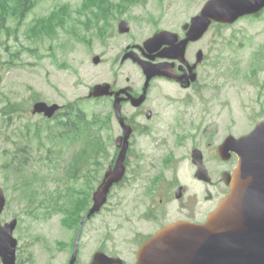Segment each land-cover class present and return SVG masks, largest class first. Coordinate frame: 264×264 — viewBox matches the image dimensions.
Masks as SVG:
<instances>
[{
  "label": "flooded vegetation",
  "instance_id": "1",
  "mask_svg": "<svg viewBox=\"0 0 264 264\" xmlns=\"http://www.w3.org/2000/svg\"><path fill=\"white\" fill-rule=\"evenodd\" d=\"M151 3L112 0L117 33L110 31L108 47L117 52L108 58L107 80L101 82L109 87L104 94L88 96V143L77 141L81 134L73 137L79 215L88 213L94 192L120 156L124 175L109 187L106 204L90 220L77 217V223L65 224L61 221L67 213L58 211L62 229L76 226L74 238H60L54 245V251L65 255L64 264L76 245L75 264L105 259L102 255L134 263L138 249L166 225L204 222L228 192L225 177L240 159V104L238 95H227L240 84V62L232 69L226 63L229 57L211 56L208 30L195 40H185L187 23L199 11L179 25H165L167 7L152 12ZM247 18L264 22V7L235 22ZM123 19L132 30L140 28L137 40H127L132 32H119ZM117 36L121 41L114 42ZM237 39L242 47L243 38ZM258 51L249 58V76L257 77L259 68L264 71V54ZM260 91L264 93L263 81ZM72 107L61 114L75 117L81 112ZM259 107L254 127L264 119V105ZM72 124L77 131V122ZM28 259L27 255L25 264ZM23 261L19 258L17 264Z\"/></svg>",
  "mask_w": 264,
  "mask_h": 264
},
{
  "label": "rangeland",
  "instance_id": "2",
  "mask_svg": "<svg viewBox=\"0 0 264 264\" xmlns=\"http://www.w3.org/2000/svg\"><path fill=\"white\" fill-rule=\"evenodd\" d=\"M5 1L8 4L15 2ZM205 1L152 0L149 10L161 11L160 6L168 4L170 8L166 9L165 25H179ZM81 3L82 0H35L21 19L11 11L5 18L0 13V21L5 19L4 24L0 25V185L7 198L0 214V223L18 217L15 236L20 241V248L29 245L30 241L34 243L30 264H60L62 261L61 256L53 258L36 244L40 241L41 245L42 239L53 242L60 236V215L45 213L43 192L48 190L55 193L58 187L61 191L63 184L59 176L62 174L58 164L61 160L69 159V150L60 154L63 142H50L51 151H48L47 142L44 144L46 120L41 115L31 113L32 102L43 99L66 104L78 100L89 116L90 103L85 98L95 81L101 83L107 80V60L117 52V48L108 47L109 39L106 42L100 40L103 38L96 33V23L90 29L85 28V18H93V14L89 11L87 15L83 14L85 12L79 14ZM59 4H67L71 16L64 21L62 32L58 29L56 36H44L38 29L42 21L36 24L39 21L37 19L47 15ZM113 32L117 33L115 21ZM131 32L127 40H137L140 28L134 27ZM82 36H86V42L80 39ZM209 36L211 56L229 57L226 63L232 69L240 62V84L231 87L227 95H238L240 133L246 134L259 121V106L264 105V93L260 91V84L262 81L264 83V71L259 68L257 77L249 76L248 63L257 50L264 54V22L243 19L232 25L214 23L209 29ZM237 37L243 38L242 47ZM118 41H121L120 36L114 42ZM95 54L101 57L98 66L92 60ZM10 103L19 104L22 110L11 115L5 114L2 108ZM38 127L42 128L39 133L36 131ZM48 156L50 165L46 162ZM8 161L10 164L4 167ZM17 166L21 169H14ZM28 180L33 181L30 183ZM31 188H36L37 194L33 198L23 196L22 193ZM59 198H53V203L59 205ZM72 207L73 203L64 201L65 210L70 212Z\"/></svg>",
  "mask_w": 264,
  "mask_h": 264
},
{
  "label": "water",
  "instance_id": "3",
  "mask_svg": "<svg viewBox=\"0 0 264 264\" xmlns=\"http://www.w3.org/2000/svg\"><path fill=\"white\" fill-rule=\"evenodd\" d=\"M264 0H209L192 19L188 39H197L212 19L232 22L240 15L259 10ZM127 23L121 30L127 31ZM99 58L95 57V61ZM56 105L44 102L35 111L51 114ZM240 162L225 179L229 192L220 200L205 223L175 222L158 231L138 252L137 264H264V121L238 140ZM103 191L95 194L92 211L99 209L108 187L121 173H109ZM5 196L0 188V212ZM16 220L0 225V256L14 264Z\"/></svg>",
  "mask_w": 264,
  "mask_h": 264
},
{
  "label": "trees",
  "instance_id": "4",
  "mask_svg": "<svg viewBox=\"0 0 264 264\" xmlns=\"http://www.w3.org/2000/svg\"><path fill=\"white\" fill-rule=\"evenodd\" d=\"M35 0H15L14 3L12 4H8L7 1L5 0H2L0 1V13L2 15V18H5L6 17V14L11 11L12 14H14L15 16L17 17H22L25 12L30 8V6L34 3ZM63 9H66V7H68V5H63ZM62 14L65 13V10H62ZM19 18V19H20ZM36 22V24L40 21H42V23L39 25L38 29L40 30H44L47 28V23H46V18L45 17H40L38 18ZM4 20L0 21V25H3L4 24Z\"/></svg>",
  "mask_w": 264,
  "mask_h": 264
}]
</instances>
